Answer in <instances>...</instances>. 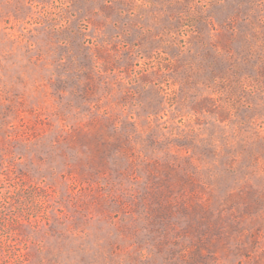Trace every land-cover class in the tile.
Instances as JSON below:
<instances>
[{
	"label": "rangeland",
	"instance_id": "rangeland-1",
	"mask_svg": "<svg viewBox=\"0 0 264 264\" xmlns=\"http://www.w3.org/2000/svg\"><path fill=\"white\" fill-rule=\"evenodd\" d=\"M0 264H264V0H0Z\"/></svg>",
	"mask_w": 264,
	"mask_h": 264
}]
</instances>
